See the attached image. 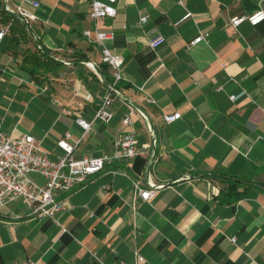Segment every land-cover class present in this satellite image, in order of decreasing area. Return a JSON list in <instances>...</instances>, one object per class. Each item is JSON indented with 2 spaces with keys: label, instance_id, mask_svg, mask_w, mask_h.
Returning <instances> with one entry per match:
<instances>
[{
  "label": "crops",
  "instance_id": "1",
  "mask_svg": "<svg viewBox=\"0 0 264 264\" xmlns=\"http://www.w3.org/2000/svg\"><path fill=\"white\" fill-rule=\"evenodd\" d=\"M37 1L0 0L1 9L22 3L37 15L30 25L54 61L36 79L28 27L26 39L7 33L0 128L35 136L56 158L65 132L82 136V116L93 127L77 159L112 155L126 132L141 151L90 176L58 220L35 217L22 200L0 207V264H137L136 253L142 264H264V21L227 25L264 10V0H119L118 15L97 22L91 0ZM96 27L115 32L105 44L124 57L110 122L94 120L113 82ZM201 32L206 40L191 44ZM158 34L165 40L153 49ZM148 176L166 184L151 200L134 186L147 187Z\"/></svg>",
  "mask_w": 264,
  "mask_h": 264
},
{
  "label": "built area",
  "instance_id": "2",
  "mask_svg": "<svg viewBox=\"0 0 264 264\" xmlns=\"http://www.w3.org/2000/svg\"><path fill=\"white\" fill-rule=\"evenodd\" d=\"M23 1L32 4L34 7L40 5L37 0ZM118 1L91 0V17L96 22L107 17L115 18L118 15V8L116 6ZM8 9L17 13L22 23L25 22L30 25L31 22L37 19V15L25 8L22 3L16 5L13 9ZM190 16L191 13L188 12L183 19ZM140 20L141 22H146L148 16L142 15ZM244 21H248L254 26L262 23L264 21V10L260 9L251 14L233 16L227 25L237 27ZM10 25L11 23L0 26V44L9 32ZM84 33L91 39V30H86ZM207 35V32H201L191 44L205 41ZM114 37V31L95 28L94 41L100 44L102 61L112 70L113 76V82L109 84L108 91L94 118V120L99 119L103 122H110L114 116L111 106L114 98L117 96L116 92L120 94L117 85L123 79V55L115 53L105 44L106 40L113 39ZM38 39L36 35L34 39L36 48L42 49ZM164 40V36L158 34L149 40V45L155 49ZM86 64L100 75L96 63L87 62ZM236 97V95L231 96L232 99ZM89 98L90 95L87 96V99ZM180 117V112L173 114L166 113L163 116L166 123H171ZM123 121L126 125L132 123L130 116H126ZM77 122L84 129L82 136L74 138L71 132H65L58 142V146L63 149L64 154L56 158L52 157L45 150L42 140L35 136L25 133L14 137L0 128V207L17 200H22L31 209L35 217H47L58 220V217L68 210L71 193L78 186L83 185L90 176L100 173L107 163L131 159L141 151L138 147V139L135 133L126 132L115 138V150L112 155L77 159L73 156L75 148L86 137L87 133L92 130L93 121L78 116ZM114 173H117V171H114ZM31 174L43 177L45 182L34 179ZM134 186L143 199L151 200L158 190L164 188L166 184L157 183L148 176L147 187H143L141 181H135ZM62 193L66 195L60 197ZM235 240L236 238L233 237L232 241ZM136 255L137 264H142L145 258L139 253H136Z\"/></svg>",
  "mask_w": 264,
  "mask_h": 264
},
{
  "label": "trees",
  "instance_id": "3",
  "mask_svg": "<svg viewBox=\"0 0 264 264\" xmlns=\"http://www.w3.org/2000/svg\"><path fill=\"white\" fill-rule=\"evenodd\" d=\"M8 23H11L9 29L10 33L19 32L21 37L26 39V36L28 35L27 26L18 18L0 8V26L6 25ZM29 59L31 60L30 63H32V66L28 68V70L36 79H38L41 69L49 71V65L54 62L53 59L46 54V52L42 53L41 50L37 49L36 47L35 52L29 54Z\"/></svg>",
  "mask_w": 264,
  "mask_h": 264
},
{
  "label": "water",
  "instance_id": "4",
  "mask_svg": "<svg viewBox=\"0 0 264 264\" xmlns=\"http://www.w3.org/2000/svg\"><path fill=\"white\" fill-rule=\"evenodd\" d=\"M3 9H4L5 11H7L8 13H10L11 15H13L14 17H16V18L19 19V16H18L17 13L11 11L10 9H6V8H3ZM24 23H25V22H24ZM25 24H26V26L28 27L29 31L31 32L33 38L35 39V38H36V34L34 33L32 27H31L29 24H27V23H25ZM46 54L49 55L48 53H46ZM49 56L52 57L51 55H49ZM100 75H101L103 81H104L105 83H107L106 78L104 77V75H103L101 72H100ZM107 86L109 87V84H108V83H107ZM116 94H117L118 96H121V94H119V93H117V92H116ZM152 130H153V128H152Z\"/></svg>",
  "mask_w": 264,
  "mask_h": 264
},
{
  "label": "rangeland",
  "instance_id": "5",
  "mask_svg": "<svg viewBox=\"0 0 264 264\" xmlns=\"http://www.w3.org/2000/svg\"><path fill=\"white\" fill-rule=\"evenodd\" d=\"M40 74H41V73H40ZM31 176H32L34 179H36V180H38V181H40V182H45L44 178L41 177V176H39V175L31 174ZM36 177H38L39 179L36 178Z\"/></svg>",
  "mask_w": 264,
  "mask_h": 264
}]
</instances>
